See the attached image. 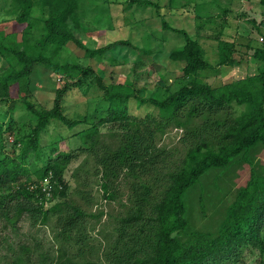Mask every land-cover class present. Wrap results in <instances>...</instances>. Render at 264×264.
Instances as JSON below:
<instances>
[{
    "label": "trees",
    "instance_id": "obj_1",
    "mask_svg": "<svg viewBox=\"0 0 264 264\" xmlns=\"http://www.w3.org/2000/svg\"><path fill=\"white\" fill-rule=\"evenodd\" d=\"M7 2L13 15L0 21V103L12 107L21 101L32 119L28 131L8 143L5 135L15 129L13 124L5 127L0 115V236L9 232L19 236L24 221L32 228L44 226L51 215L56 216V240H73L82 234L87 219L98 216L66 198L68 184L63 177L68 165L84 155L87 160L74 175L85 174L80 187L90 188L93 182L102 200L118 208L104 251L107 264H264V164L253 163L250 156L258 145L264 152V44L247 45L246 53H251L241 54L234 43L222 40L218 63L212 66L188 32L171 28L162 18L164 29L183 34L180 50L153 53L122 39L90 49L77 36L79 0ZM259 3L264 8V0ZM71 45L80 48L84 58L98 63L108 60L112 66L123 51L136 55L130 66L127 53L123 58L133 77L141 75V68L151 72L150 59V64L160 66L159 84L172 75L178 88L163 97L156 90L142 95L132 76L121 81L105 78L101 69L90 62L85 65L76 56V60L58 61L60 52ZM160 56L174 68L157 61ZM248 56L261 64L255 76L227 78L218 87L199 79L202 74H220L239 66ZM39 66L66 80L55 91L50 109L36 108L29 101L32 76ZM89 78L108 106L96 124L76 132L83 123L67 116L65 98ZM132 102L145 112H131ZM55 123L78 137L77 152L58 150L60 139L43 144ZM106 124L115 128L110 140L100 130ZM173 129L182 131L180 153L162 143ZM241 161L249 166V177L227 207L219 228L191 230L186 217L188 192L210 171ZM46 179L48 186L43 188ZM73 194L90 204L89 191L77 188ZM57 198L62 200L45 208L47 200ZM1 239L8 241L6 236ZM9 250L11 264H96L50 258L39 252L37 243L20 242Z\"/></svg>",
    "mask_w": 264,
    "mask_h": 264
},
{
    "label": "rangeland",
    "instance_id": "obj_2",
    "mask_svg": "<svg viewBox=\"0 0 264 264\" xmlns=\"http://www.w3.org/2000/svg\"><path fill=\"white\" fill-rule=\"evenodd\" d=\"M144 1V0H141ZM149 5L130 4L125 0H79L77 10L78 31L77 36L90 49L100 48L113 40H128L132 44L156 52H171L180 50L184 45L183 34L164 29L162 18L167 24L176 30H185L199 44L201 52L206 61L212 66L218 63V44L220 41H229L237 47L236 51L246 53L247 45L260 47L264 44V8L260 6V0H148ZM153 3V4H152ZM156 4V6L154 5ZM13 8L7 0H0V21L11 19ZM116 50V49H115ZM111 53H115L110 51ZM110 52L106 53L109 54ZM124 53L118 58V64L112 66L108 60L98 63L95 60L84 58L83 51L71 45L58 55L57 60L63 63L65 60L82 59L86 65L92 63L96 69H101L105 78L113 77L121 81L125 76H132L130 68L123 60ZM129 66L135 56L127 53ZM163 65L174 68L167 58L160 56L156 59ZM162 61V62H161ZM152 62V60H151ZM150 64L147 68L140 69L141 75L133 77L136 84L142 90V95L153 94L165 96L178 88L179 82L168 76L166 83L159 84L158 70L160 66ZM152 65V66H151ZM261 68L260 62L248 56V59L239 66L221 71L220 74H202L200 80L213 87H218L222 80L232 78L240 80L247 76H255ZM171 70V69H170ZM143 72V73H142ZM65 78L54 74L50 69L43 66L36 68L32 76L31 97L29 101L39 109H50L53 104L55 91L61 87ZM65 113L70 118L82 121V125L75 128L80 131L91 124H96L106 110L108 103L103 92L98 88L93 79H87L80 88L73 89L65 98ZM130 110L134 114L144 113L145 110L136 108L132 102ZM0 115L4 116L5 127L13 124L14 132L8 131L5 135L7 142H12L23 131H28L29 121L32 116L28 114L24 103L17 102L12 107L10 104L0 103ZM84 121V122H83ZM11 122V123H10ZM100 130L106 140H110V134L115 130L112 125H100ZM73 131L55 123L51 125L43 137V144L49 145L60 139L58 150L73 153L77 152L80 143L78 137L72 136ZM181 130H170L163 138L162 143L168 149L177 148L181 152L179 138ZM253 163L264 164V152L258 145L251 153ZM87 158L82 155L68 165L63 179L68 184L66 198L79 203L89 213L98 216L88 218L82 234L73 240L55 239L57 233L56 216L51 215L44 226L32 228L29 222L20 224L19 236L12 232L0 236V242L4 236L8 241L2 242L0 246V264H11L13 258L9 248H16L20 242L38 244V250L58 260L64 258L78 262H93L96 264H107L104 251L113 235L115 224L113 215L118 208L112 204L105 203L97 193L94 183L90 188L80 187L83 172L78 177L75 173ZM249 177V166L243 161L232 164L224 170H212L203 176L200 182L186 195L187 220L191 230L198 232H214L219 228L227 207L232 203L237 191L243 187ZM34 179V177H32ZM43 188H47L48 182H43ZM81 188L89 191L91 202L85 205L73 192ZM62 200H47L45 208L53 206ZM8 245L10 247L8 248ZM56 261V260H55ZM55 264H57L55 262Z\"/></svg>",
    "mask_w": 264,
    "mask_h": 264
},
{
    "label": "built area",
    "instance_id": "obj_3",
    "mask_svg": "<svg viewBox=\"0 0 264 264\" xmlns=\"http://www.w3.org/2000/svg\"><path fill=\"white\" fill-rule=\"evenodd\" d=\"M45 182H47V179L45 180Z\"/></svg>",
    "mask_w": 264,
    "mask_h": 264
}]
</instances>
